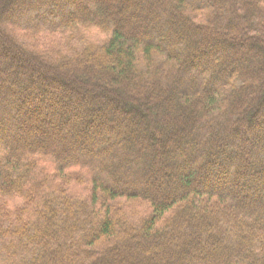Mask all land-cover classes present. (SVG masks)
Returning <instances> with one entry per match:
<instances>
[{
  "label": "trees",
  "instance_id": "16d2710c",
  "mask_svg": "<svg viewBox=\"0 0 264 264\" xmlns=\"http://www.w3.org/2000/svg\"><path fill=\"white\" fill-rule=\"evenodd\" d=\"M0 264H264V0H0Z\"/></svg>",
  "mask_w": 264,
  "mask_h": 264
},
{
  "label": "rangeland",
  "instance_id": "374dc122",
  "mask_svg": "<svg viewBox=\"0 0 264 264\" xmlns=\"http://www.w3.org/2000/svg\"><path fill=\"white\" fill-rule=\"evenodd\" d=\"M18 8H21V7H18V6H17V9H18ZM12 10H13V8H10L8 12L12 13V12H13ZM105 64H106V62H105ZM103 65H104V64H103Z\"/></svg>",
  "mask_w": 264,
  "mask_h": 264
}]
</instances>
